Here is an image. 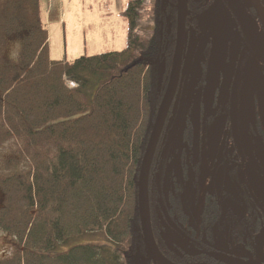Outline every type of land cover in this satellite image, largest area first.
I'll use <instances>...</instances> for the list:
<instances>
[{
  "label": "trees",
  "instance_id": "1",
  "mask_svg": "<svg viewBox=\"0 0 264 264\" xmlns=\"http://www.w3.org/2000/svg\"><path fill=\"white\" fill-rule=\"evenodd\" d=\"M162 1L144 36L151 0L128 2L124 50L67 62L49 58L41 0H0V264H136Z\"/></svg>",
  "mask_w": 264,
  "mask_h": 264
},
{
  "label": "flooded vegetation",
  "instance_id": "2",
  "mask_svg": "<svg viewBox=\"0 0 264 264\" xmlns=\"http://www.w3.org/2000/svg\"><path fill=\"white\" fill-rule=\"evenodd\" d=\"M211 1L188 0L179 76L148 171L151 235L168 264H264V98L252 99L250 114V103L240 105L238 97L243 70L256 63L264 75V66L235 22L234 31L240 35L239 54L233 61V82L238 76L236 105L231 112L232 83L229 98L222 105L213 103V112L206 113L205 75L216 54L212 36L204 40L207 28L202 30L198 16ZM217 1L234 19L227 0ZM237 1L254 21L264 47V32L255 14ZM160 11L166 50L157 63L165 67L158 82V107L171 79L176 45V21L167 24L161 17H176L177 4L164 0ZM198 69L204 71V79L199 76L193 82ZM181 97L180 120L173 132ZM213 140L217 148L211 160ZM139 230L143 248L135 263L159 264L148 257L140 222Z\"/></svg>",
  "mask_w": 264,
  "mask_h": 264
},
{
  "label": "rangeland",
  "instance_id": "3",
  "mask_svg": "<svg viewBox=\"0 0 264 264\" xmlns=\"http://www.w3.org/2000/svg\"><path fill=\"white\" fill-rule=\"evenodd\" d=\"M130 0H41L40 11L43 25L47 31L49 58L56 61L72 62L83 56H94L125 49L129 29L128 21L122 12ZM198 1V0H195ZM247 6L245 0H242ZM151 3V4H148ZM141 12V36L151 29V6L148 2ZM219 2L212 0L198 16L206 37L212 36L216 60L205 75L206 86L203 101L206 113L218 102L222 105L229 98L233 83V61L238 57L240 35L234 31L235 21L230 14L219 8ZM150 22V23H149ZM169 34V31H166ZM15 55V54H13ZM230 60L226 64V60ZM232 65V66H231ZM158 74L165 70L164 64L157 65ZM204 71L198 69L193 76L204 79ZM240 105L250 103L252 113L253 98H264V75L262 68L253 63L246 67L238 87ZM4 233L0 232V259L9 256L10 247Z\"/></svg>",
  "mask_w": 264,
  "mask_h": 264
},
{
  "label": "water",
  "instance_id": "4",
  "mask_svg": "<svg viewBox=\"0 0 264 264\" xmlns=\"http://www.w3.org/2000/svg\"><path fill=\"white\" fill-rule=\"evenodd\" d=\"M247 6L253 11L259 24L264 32V0H245ZM164 3V0L162 1ZM177 4V19H176V45L175 54L172 64L171 79L168 87L165 90L164 96L157 109L155 120L152 126L151 134L147 143L146 151L141 163L138 178V217L141 226V231L144 236V243L150 260L159 262V264H168L163 261L153 242L151 235V228L148 216V198H147V182H148V171L151 164V160L159 139L167 112L169 110L171 101L173 99L175 88L180 71V63L183 51L184 35H185V23L187 17V5L188 0H176ZM228 8L230 9L235 22L239 26L243 35L247 41L252 45L256 52L257 61L264 66V47L261 43L260 37L257 33L254 21L249 17L244 7L237 0H227ZM238 87V76L236 75L231 93V107L233 111L236 105V93ZM183 97L180 99V107L176 115L175 123L173 125V132L177 129L181 115ZM214 130L213 128V135ZM214 141V140H213ZM212 141V145L209 146V156L212 160L216 153L217 144Z\"/></svg>",
  "mask_w": 264,
  "mask_h": 264
},
{
  "label": "bare ground",
  "instance_id": "5",
  "mask_svg": "<svg viewBox=\"0 0 264 264\" xmlns=\"http://www.w3.org/2000/svg\"><path fill=\"white\" fill-rule=\"evenodd\" d=\"M167 15H168V14H167ZM167 15H166V16L163 15V16L161 17L162 20H163V22H165V23L168 24V23H170V22L173 23V22L176 21V19H177V15H176V17H175V14H173L172 17H171V16H167ZM166 20H167V21H166ZM163 76H164L163 73H162V75H159V74H158V77H159L160 79H162V80H163ZM163 84L166 85L165 82H163ZM138 178H139V176H138ZM137 195H138V190H137ZM147 198H148V190H147Z\"/></svg>",
  "mask_w": 264,
  "mask_h": 264
}]
</instances>
